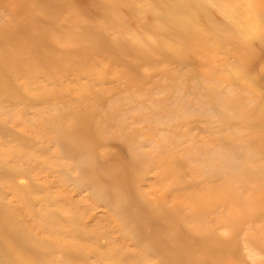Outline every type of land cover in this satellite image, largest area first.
Segmentation results:
<instances>
[{
  "label": "rangeland",
  "instance_id": "obj_1",
  "mask_svg": "<svg viewBox=\"0 0 264 264\" xmlns=\"http://www.w3.org/2000/svg\"><path fill=\"white\" fill-rule=\"evenodd\" d=\"M0 210L45 264H264V0H0Z\"/></svg>",
  "mask_w": 264,
  "mask_h": 264
},
{
  "label": "bare ground",
  "instance_id": "obj_2",
  "mask_svg": "<svg viewBox=\"0 0 264 264\" xmlns=\"http://www.w3.org/2000/svg\"><path fill=\"white\" fill-rule=\"evenodd\" d=\"M4 213L0 210V258L6 264H45L43 258L47 255L42 249H37L33 244H28L26 240L11 225L8 219L3 220ZM170 240H160L159 245L168 246ZM44 251V252H42ZM174 251V250H173ZM70 259L78 260V264H86L83 258H77L76 254L66 253Z\"/></svg>",
  "mask_w": 264,
  "mask_h": 264
}]
</instances>
